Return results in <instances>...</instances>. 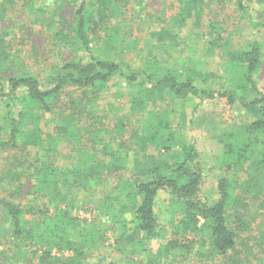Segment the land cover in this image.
Here are the masks:
<instances>
[{
    "label": "trees",
    "instance_id": "1",
    "mask_svg": "<svg viewBox=\"0 0 264 264\" xmlns=\"http://www.w3.org/2000/svg\"><path fill=\"white\" fill-rule=\"evenodd\" d=\"M75 1L72 28L82 57L39 74L23 65L0 74V264H264L262 43L230 50L227 40L222 44L239 95L198 87L202 77L192 68L165 67L155 56L137 67L121 55V45L135 48L138 40L130 45V30L101 25L120 17L129 27L121 0ZM176 1L179 25L205 4ZM252 2L264 6L232 0L244 20L260 25L264 8L254 16ZM96 30L106 47L91 43L90 32L101 40ZM2 38L0 32L4 71L18 57ZM117 78L137 97L150 89L151 100L131 97L132 121L111 103L100 107ZM216 101L238 105L244 121L216 116ZM197 130L220 146L213 161L200 150ZM104 225L125 240L107 261L98 258ZM158 238L162 251L152 246Z\"/></svg>",
    "mask_w": 264,
    "mask_h": 264
},
{
    "label": "rangeland",
    "instance_id": "2",
    "mask_svg": "<svg viewBox=\"0 0 264 264\" xmlns=\"http://www.w3.org/2000/svg\"><path fill=\"white\" fill-rule=\"evenodd\" d=\"M256 1L264 4V0ZM140 3L139 0L120 1L124 7L122 16L129 22V27L125 25L124 20L119 21L120 17H112V20L106 19L101 23L102 26L113 27L114 25L123 27L127 32L130 30L128 44L131 45L132 39H137L138 42L135 43V48L126 44L121 45L124 49L121 55L129 57L133 64L138 65L137 67L145 68V65H148L146 59L155 56L165 67L174 66L176 70L192 68L197 76L202 77L196 81L198 87L225 88L239 95L243 90L235 87V76L225 72L224 62L228 56L226 58L223 53L224 41L227 40L226 46L229 50L233 47H247L253 40L260 41L263 45L264 60V20L260 22V25L253 26L251 20L249 22L242 18L233 6L232 0H205L204 8L190 9L181 25L173 22L174 14L178 10L176 0H142ZM77 4L75 0H7L5 10L0 11V32L3 34L1 41L5 46L8 45L11 52L18 57V64L4 68V71L0 70V74L6 77L23 66L39 74L44 66L49 67L54 62L74 59L80 55L82 57L83 52L77 46L76 37L73 34L71 18L73 7ZM248 6L254 16L264 8L255 2L248 3ZM255 21L257 19H254ZM96 32L101 40L98 41L95 32H90L91 43L101 45V48L106 47L102 33L98 30ZM212 42L215 44L212 45ZM118 47L119 45L117 49ZM117 49L116 51L120 53ZM258 81L259 86L264 88V63L259 71ZM111 85L108 96L100 100V107H107L108 103H111V107L117 109L116 114L123 113L130 121L133 119L131 111L137 102H131V97L138 99L142 96L146 101L152 98L148 88L143 90L139 97L131 94V88H128L122 78H117ZM212 106L210 110L221 119L229 122L244 121L242 110L238 105L228 106L223 101H216L212 103ZM152 107L155 110L161 107V103ZM190 109L189 106L184 110L185 120L189 118ZM193 135L200 142L199 148L202 153L209 161H213L221 149L220 146L215 141L202 137L200 130ZM164 198L165 196L161 197L160 203L164 202ZM77 213L80 216L88 215L82 210ZM107 227L104 225L103 254L101 258L98 257L103 261L110 260L117 242L125 241L121 239L123 238L121 236H118L120 239L116 241L118 238L113 235L112 229ZM160 243L161 238L152 242L154 251L164 250ZM52 252L61 256H67L69 253V251H58L56 248H53ZM95 262L96 258L91 259L89 264ZM165 264L180 263L169 261ZM199 264L213 263L200 262Z\"/></svg>",
    "mask_w": 264,
    "mask_h": 264
}]
</instances>
